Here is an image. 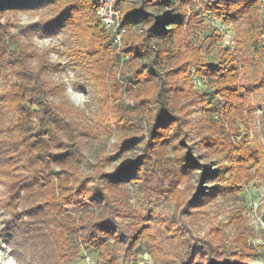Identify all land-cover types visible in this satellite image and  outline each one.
<instances>
[{"label": "trees", "instance_id": "obj_1", "mask_svg": "<svg viewBox=\"0 0 264 264\" xmlns=\"http://www.w3.org/2000/svg\"><path fill=\"white\" fill-rule=\"evenodd\" d=\"M191 1L116 0L126 30L120 52L132 68V87L113 68L111 38L91 0H0V79L12 80L0 92V115L12 112V119L0 117V167L10 166L12 202L22 198L27 205L5 222L0 239L24 246L45 238L55 264L93 244L114 263L109 255L117 247L126 256L141 246L161 250L148 227L117 222L134 216L124 200L148 193L151 175L169 180L168 191L195 177L188 209L220 194L236 195L253 178L264 182V140H239L236 127L254 105L249 96L264 86L262 1L207 0L209 15L236 28L234 50L218 48L214 63L201 57L205 45L193 41L199 21ZM38 10L50 14L44 30H68L76 39L73 61L90 73L94 84L87 87L104 95L96 123L77 124L54 102L64 93L49 79L59 66L11 34L9 16ZM211 37L208 53L223 33ZM193 75L214 88L195 91ZM122 90L130 110L119 104ZM111 130L118 141L91 164L87 143ZM213 155L222 156L220 163L209 160ZM66 207L80 212L68 216ZM173 245L165 264H248L244 257L255 255L241 236L228 247L218 241L192 245L180 258Z\"/></svg>", "mask_w": 264, "mask_h": 264}, {"label": "rangeland", "instance_id": "obj_2", "mask_svg": "<svg viewBox=\"0 0 264 264\" xmlns=\"http://www.w3.org/2000/svg\"><path fill=\"white\" fill-rule=\"evenodd\" d=\"M206 3L207 0H192L190 3L189 7L197 12V21H199L195 28L196 37H193V41L197 40L205 45L201 51V57L209 63H214L218 48H229L231 52L234 50L236 28L234 25H227L226 36L223 35L220 40L215 41V46L208 53L206 47L214 40L211 37L212 33L223 24L203 9ZM49 16L46 10L28 11L9 16V30L16 41L35 47L38 53H42L46 59L59 66L57 73L49 79L61 84L64 93L61 97L54 99V102L60 105L64 112L70 114L77 124L85 126L88 122L96 123L97 118L101 117L103 112L101 104L104 103L102 102L104 95L93 87H87V84L91 85L94 82L88 70L73 61L71 50L77 46V41L70 32L68 30L50 32L43 29V22ZM229 41L230 45H228ZM121 44L118 47L111 46L114 57L113 68L121 82L137 87L134 82H131L132 68L127 58L121 55ZM261 67H264L263 55L261 56ZM11 81L9 79L4 82L0 79V92L7 89ZM193 81L194 90L197 92H204L208 87L214 88L204 85L202 80L199 84L196 75H193ZM118 96L122 108L132 109L130 99L125 95L124 90L119 92ZM249 99L250 102H254V105L245 111L241 119L236 122L238 139L247 136L250 142L255 138L264 140V86L260 87L256 94H251ZM0 117L10 119L12 112L9 111ZM4 138L5 135L0 133V142ZM118 139V134L111 130L100 138L89 141L85 154L90 163L94 164L97 157L110 153ZM209 158V160L220 163L222 156L213 155ZM107 169H110V166ZM9 170L10 166L0 167V236L3 235L5 222L12 218L14 212H20L27 207L22 198L17 203L11 200L13 193L11 185L14 179L8 175ZM253 172L251 170V173ZM227 177L228 175L225 176ZM168 183L169 180L163 177L151 175L147 183L148 193L140 198L131 193L124 200L133 210L134 216L117 219V222L124 225L138 224V227H148V232L155 235V242L159 244L161 250L141 246L126 256L120 251L121 247H117L118 251L109 255L115 261L109 263V259L104 257L99 246L88 244L87 246L82 245L76 254L71 253L65 264H128L129 262L165 264V260L171 258L170 255L174 251V242L180 258L192 245L202 246L204 242L218 241L222 246L228 247L240 236L255 252L254 256H245L244 260L248 264H264V182L253 178L236 195L220 194L192 209H188L185 202L197 185L195 177L190 176L185 182L175 185L171 191L167 190ZM222 184H229V180L222 181ZM254 203L257 204L258 209L255 214H252L251 207ZM140 205L145 209L142 213ZM84 209L95 212L90 205H86ZM66 210L67 215L71 217L77 216L80 212L72 207H66ZM140 214L145 222L150 220L149 224L140 220ZM47 242L44 238L34 241V245L21 246L15 238L10 241L0 239V264H55L56 257L55 259L50 257L53 248ZM108 244L110 246L113 242L110 240Z\"/></svg>", "mask_w": 264, "mask_h": 264}, {"label": "built area", "instance_id": "obj_3", "mask_svg": "<svg viewBox=\"0 0 264 264\" xmlns=\"http://www.w3.org/2000/svg\"><path fill=\"white\" fill-rule=\"evenodd\" d=\"M95 4V14L99 20L101 28L110 35L111 46L118 47L125 34V29L121 27L120 10L116 7V0H91ZM262 1V19L264 21V0ZM219 30L226 36L228 27L219 25ZM264 57V33L261 36ZM231 42L229 41L230 45ZM127 58V57H125ZM200 84V82H198ZM258 209L257 204L251 207V213L255 214Z\"/></svg>", "mask_w": 264, "mask_h": 264}]
</instances>
